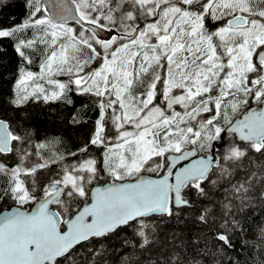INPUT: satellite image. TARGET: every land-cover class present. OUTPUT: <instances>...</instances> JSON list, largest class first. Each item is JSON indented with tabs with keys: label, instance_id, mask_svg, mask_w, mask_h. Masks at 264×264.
Returning <instances> with one entry per match:
<instances>
[{
	"label": "snow or ice",
	"instance_id": "1",
	"mask_svg": "<svg viewBox=\"0 0 264 264\" xmlns=\"http://www.w3.org/2000/svg\"><path fill=\"white\" fill-rule=\"evenodd\" d=\"M25 6L27 19L0 28V38L13 40L25 65L33 63L26 50L43 55L38 72L18 68L12 103L57 100L72 86L93 97L99 115L89 143L103 159L99 166L89 156L58 170L51 165L63 157L23 167L31 137L0 118V174L10 180L3 194L35 205L0 216V264H75L85 242L138 217L190 207L189 194L206 195L204 182L215 183L213 168L226 171L213 149L222 133L233 136L224 161L250 151L264 157V0H26ZM237 113L242 118L233 122ZM8 154L20 161L9 167ZM104 175L111 181L101 185ZM129 178L135 182H124ZM253 203H264V164L233 186L215 248L233 247L238 214ZM199 219L207 223L205 214ZM138 234L147 244L145 232ZM99 251L83 264H93ZM169 264L183 260L173 256Z\"/></svg>",
	"mask_w": 264,
	"mask_h": 264
},
{
	"label": "trees",
	"instance_id": "2",
	"mask_svg": "<svg viewBox=\"0 0 264 264\" xmlns=\"http://www.w3.org/2000/svg\"><path fill=\"white\" fill-rule=\"evenodd\" d=\"M25 5L26 0H0V28L7 29L25 21ZM72 24L74 22H70ZM19 35L23 38L28 33ZM26 55H31L36 65L23 64L15 51L13 40L0 38V118L10 121L16 132L27 131L31 137L28 147L31 155L24 159L22 166L63 157L60 163L51 165L58 170L62 165L76 163L89 156L96 158L99 166L103 159L102 149L89 143L99 115L93 97L77 93L72 86L65 97L57 100L45 102L42 99H29L20 107L12 103L18 68L25 67L31 71L38 68L43 53L37 55L29 49L26 50ZM46 87L49 91L52 90L51 86ZM241 113L235 114L231 119L234 120ZM232 141L233 136L228 135L225 146L218 151L226 171L213 168L212 172L215 174L210 173V179L215 183L205 181L202 185H206V195L189 194L191 206L174 208L172 216L141 218L107 237L85 242V248L77 246L79 251L74 257L75 264H83L96 249L100 251L98 255L91 257L93 264H169L173 256H179L183 264H258L260 260H264V256H261V251L264 250V203H253L238 214L242 227L233 233L232 248L214 247V236L223 205L233 199V186L243 182L249 173L258 171L261 164H264V157L253 151L240 161H224L223 153ZM39 145L44 147H38ZM85 146L87 152L80 151ZM5 159L9 167L20 161L19 156L12 154H8ZM43 171L47 173L49 169ZM21 179L27 182L26 177L22 176ZM110 181L111 178L104 175L100 184ZM9 183V177L0 174V212L12 206H20L3 194ZM32 205L22 207L29 208ZM202 213L206 215L207 223L199 219ZM141 230L145 232L147 244H144V237L138 234ZM64 264L69 262L64 261Z\"/></svg>",
	"mask_w": 264,
	"mask_h": 264
},
{
	"label": "water",
	"instance_id": "3",
	"mask_svg": "<svg viewBox=\"0 0 264 264\" xmlns=\"http://www.w3.org/2000/svg\"><path fill=\"white\" fill-rule=\"evenodd\" d=\"M242 118V115H240L239 117H237L235 120H233V122H235L236 120H238V119H241ZM228 135H232V134H227V135H225L224 133H222V139L220 140V141H216V142H214L213 143V149L214 150H217V151H219L223 146H225V144H226V142H225V139H226V137L228 136ZM237 139H238V137H237ZM219 153V152H218ZM210 153H205V154H203V155H209ZM195 159V158H194ZM190 161H183V162H181V164H185V163H189ZM142 175H145V176H149V177H151V178H153V179H158V178H160V176H162L163 175V173L162 174H160V176H157V175H154V174H149V173H142ZM124 182H135L134 180H126V181H124ZM107 183V182H106ZM119 183V182H118ZM105 183H102L101 185H104ZM35 207V205L33 204L31 207H29V208H24V207H22V206H12V207H10V208H7V209H4V210H2L1 212H0V216H3L4 214H7V213H10L11 211H13V210H15V209H17V208H19L20 210H28V211H30L32 208H34ZM162 215H166V214H161V213H152V214H150V215H147V216H144V217H138L137 218V220L138 219H141V218H148V217H152V216H162ZM132 222H134V221H132ZM132 222H130V223H132ZM124 226H126V225H124ZM124 226H121V227H124ZM66 227V226H65ZM120 227V228H121ZM119 229V228H118ZM109 234H111V233H109ZM100 238H102V237H100ZM60 259H62V258H60Z\"/></svg>",
	"mask_w": 264,
	"mask_h": 264
},
{
	"label": "rangeland",
	"instance_id": "4",
	"mask_svg": "<svg viewBox=\"0 0 264 264\" xmlns=\"http://www.w3.org/2000/svg\"><path fill=\"white\" fill-rule=\"evenodd\" d=\"M72 26H76V25H74V24H72ZM102 35H104L105 37L108 35L107 33H102ZM33 65H36V62L35 63H32ZM39 71V67L38 68H35L34 70H33V72H38ZM59 80L61 81V82H67V80H68V77L67 76H60L59 77ZM31 90V89H30ZM51 91V90H50ZM68 91L66 90L65 91V93H64V95L62 96V97H65V95H66V93H67ZM232 117V116H231ZM127 180H132L131 178H129V179H127Z\"/></svg>",
	"mask_w": 264,
	"mask_h": 264
},
{
	"label": "flooded vegetation",
	"instance_id": "5",
	"mask_svg": "<svg viewBox=\"0 0 264 264\" xmlns=\"http://www.w3.org/2000/svg\"><path fill=\"white\" fill-rule=\"evenodd\" d=\"M65 226H62V228H64Z\"/></svg>",
	"mask_w": 264,
	"mask_h": 264
},
{
	"label": "bare ground",
	"instance_id": "6",
	"mask_svg": "<svg viewBox=\"0 0 264 264\" xmlns=\"http://www.w3.org/2000/svg\"><path fill=\"white\" fill-rule=\"evenodd\" d=\"M235 119H236V118H235ZM235 119H234V120H235Z\"/></svg>",
	"mask_w": 264,
	"mask_h": 264
}]
</instances>
